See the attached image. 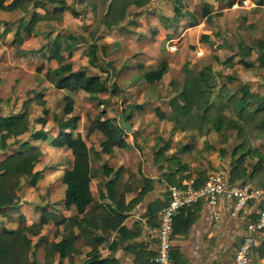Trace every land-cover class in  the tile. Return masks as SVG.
Wrapping results in <instances>:
<instances>
[{
	"label": "rangeland",
	"instance_id": "obj_1",
	"mask_svg": "<svg viewBox=\"0 0 264 264\" xmlns=\"http://www.w3.org/2000/svg\"><path fill=\"white\" fill-rule=\"evenodd\" d=\"M11 1L6 0L5 3ZM181 1L180 12L175 9L176 0H150L143 8L131 5L118 26L100 27L97 31L100 35L93 39L90 37L94 25L90 6L86 0H67L70 8L63 12L62 17L39 20L35 25L37 33L24 36L22 43L14 41L13 35L21 17L28 19L29 12L19 3L9 10L0 8V31L8 28L4 39L0 40V51L2 48L6 51L5 54L0 53V115L22 112L27 107L25 102L30 101L28 129L17 137H8L6 147L0 145V161L13 152L23 150L25 141L42 150L34 166V169L41 170V178L34 186L21 178L17 202L0 215V228H16L24 224V218L29 222H38L45 211L57 212L64 206L61 176L63 170L70 167L72 154L65 146L57 148L51 145L50 140L58 132L55 116L66 118L69 115L63 111L65 94L74 98L72 114L79 117L75 131L82 136L86 133L84 125L102 111L103 116L112 117L116 122H119V111L125 109L131 114L128 121L132 124V131L127 132V138L136 151L118 150L112 161L119 162L132 155L155 154L156 149L169 140L173 151L187 143L188 146L192 144L195 150L207 152L213 165L208 173L221 171L228 175L232 149L240 141L236 129L210 127L200 132L197 128L182 129L178 126L171 134L174 122L160 118L155 107L158 105L166 112L171 111L170 99L182 87L187 68L198 72L210 66L214 72L216 91L222 84H227L230 92L240 96V87L245 85L252 93L264 94V68L258 65L259 41H264V4L257 3V0ZM206 2L210 9L208 16L202 15ZM35 9L45 12L40 6ZM194 18L198 23L187 26ZM49 32H58L62 37L69 32L78 35V44L70 55L64 52V60L71 61L74 68L86 67L90 72L101 73L108 78L110 87L115 82L119 87L116 91L100 94L102 97L110 96L111 103L98 105L82 89H60L43 78L49 66L58 64L55 59L47 60L34 50L48 40ZM202 34L208 35V38H201ZM92 42L96 48L93 61L88 53ZM229 51H233V58L224 61ZM240 57L252 64L243 65L239 62ZM164 59L170 64L168 72L160 80L146 81L143 72ZM255 103L256 100L252 105ZM44 107L47 108L46 113H43ZM224 113L229 114L230 110L226 108ZM39 117L45 119L44 124L38 120ZM42 127L48 130L47 139H33L31 132ZM102 137L96 131L89 136L88 143L99 147ZM253 144L256 151L264 152V135L254 138ZM167 153L171 155L169 150ZM195 154L193 152L192 157ZM165 155L166 151L162 157ZM257 157L255 153L246 155L248 169ZM249 181L264 188V164L257 168ZM55 229L56 225L50 219L27 230L32 243L37 240L33 257L41 264H46L44 242L60 236V232L55 234ZM40 231L44 232L41 239L36 234ZM253 263L261 264L251 258L250 264Z\"/></svg>",
	"mask_w": 264,
	"mask_h": 264
},
{
	"label": "trees",
	"instance_id": "obj_2",
	"mask_svg": "<svg viewBox=\"0 0 264 264\" xmlns=\"http://www.w3.org/2000/svg\"><path fill=\"white\" fill-rule=\"evenodd\" d=\"M6 0H0V8L9 10L18 3L28 13L29 18L21 17L15 27L13 39L18 43H22L24 36L31 33H37L35 25L39 20L62 17L65 10L69 9L67 0H12L5 3ZM175 5L177 12H180L181 0H176ZM150 0H86L90 6L94 25L90 31V37L98 38L100 35L97 31L100 27L111 28L118 26L127 16L128 7L134 5L138 8L146 6ZM234 2V1H231ZM257 3L264 4V0H257ZM32 4V6H30ZM40 6L45 9L41 13L35 9ZM31 10V11H30ZM191 14L190 11H187ZM210 12L209 3H204L202 15L208 16ZM198 20L194 18L187 26L195 25ZM8 28L0 31V40L4 39ZM48 40L34 49L39 51L41 56L47 60L55 59L58 64L49 66L43 75V78L49 81L57 88H66L70 91L79 89L84 90L98 104L106 105L113 100L110 96L102 97L100 94L105 92H114L119 87L113 82L112 86L108 85V78L103 77L101 73L90 72L86 67L74 68L71 61L64 60V52L68 55L72 53V49L78 44L79 37L77 34L69 32L65 36L60 33L47 34ZM201 38L207 39L208 35L202 34ZM258 65L264 68V41H259ZM24 52L27 50L23 49ZM5 48L0 53L5 54ZM91 61L96 55L94 43L90 44L88 50ZM233 51H229L224 61L233 58ZM239 62L245 66L252 63L245 58L240 57ZM169 69V62L162 60L157 66L147 69L143 72V77L148 82H154L162 79L163 75ZM41 66L38 67V71ZM214 72L210 66H205L198 72L192 69H186V76L183 85L170 99L172 109L170 112L164 111L160 106L155 107V112L160 118H166L174 122L171 127V134L175 132L179 126L182 129L197 128L200 132L204 129L207 131L210 127L220 129L223 126L234 128L237 130L239 142L232 149V162L228 171V181L246 182L251 179L257 168L264 164V152L256 151L253 139L264 135V94L258 95L249 91L245 85L240 87L241 95L236 96L230 92L227 84H222L219 89L215 90ZM65 105L64 113L69 114L66 118L56 117V125L58 132L54 135L50 144L57 147H67L71 150L72 165L65 168L61 181L65 183L63 193V205L69 208L75 205L77 212L69 217H61L59 212H44L38 222H33L30 226L21 224L16 228H0V261L2 264H39L33 257L35 243L27 234V230L37 227L43 223H47L53 219L56 225L55 234L60 232L59 226L63 224L65 233L59 239L47 240L44 244V263L46 264H64L63 258L68 257L71 262L74 254L81 252V246L77 242L85 239L90 244L91 250L88 256L81 264H119V262L105 253H101L99 245L105 239L110 230H118L122 233L126 215L123 209L129 207L135 200L141 198L148 190L149 185L143 187L137 197L130 200L128 204H124V195L126 188L122 182L123 167H113L103 158L104 154L113 152L114 147H126L129 145L128 133L116 122L112 117L103 116L104 111L96 115L88 123L84 125L86 133L84 136L79 131H75L79 117L72 114L74 108V98L68 94L63 96ZM41 103L43 100L38 99ZM256 103L252 105V102ZM29 103L25 102L26 109L22 112L11 113L8 115H0V145L6 147L8 145L7 138L10 136L17 137L28 129L29 125ZM228 108L229 114L224 113ZM47 112V108H43V113ZM123 114L127 120L131 118L130 113ZM42 124L45 123L43 117H39ZM100 132L102 139L99 147H95L88 143L89 136L94 132ZM135 132L133 138L135 139ZM48 130L45 128L35 129L31 132L33 139H47ZM24 149L7 155L0 161V215H4L9 207L17 202V189L20 186L21 178L26 179V183L30 186L36 185L41 178V170L34 169L35 164L39 160L42 150L37 145H32L25 141ZM169 140H165L155 151V158L162 157L164 151L169 148ZM256 154L257 160L251 169L247 168L246 155ZM171 154L168 158H174ZM207 160V159H206ZM208 161V160H207ZM205 158H198L197 165L199 167L198 177L194 181V186L203 184L206 180V169L204 168ZM103 176L105 193L99 189L98 197L93 195L90 181L93 177ZM108 177V178H104ZM149 183L150 180L147 179ZM173 185H181V178L172 183ZM168 198L163 203L162 208L169 201L170 189L167 191ZM109 200L104 204L101 198ZM198 200L190 205L179 209L189 210ZM114 203V207H111ZM264 205H261V209ZM179 212H177L178 214ZM174 217V225L175 219ZM257 216L253 215L251 218ZM195 216H189L185 220V228L194 220ZM77 228V232H75ZM100 229L102 235H98L96 230ZM175 232V226L173 233ZM264 233V231H260ZM240 243V242H239ZM174 247H171V255L175 264H177ZM252 252L264 257V236L258 246L252 247ZM251 254V253H250ZM151 264H159L156 260ZM250 264V263H249Z\"/></svg>",
	"mask_w": 264,
	"mask_h": 264
},
{
	"label": "crops",
	"instance_id": "obj_3",
	"mask_svg": "<svg viewBox=\"0 0 264 264\" xmlns=\"http://www.w3.org/2000/svg\"><path fill=\"white\" fill-rule=\"evenodd\" d=\"M128 142L129 147L116 146L113 152L103 155V158L109 165L123 167L121 180L127 189L123 203L128 204L130 200L137 197L139 191L146 185H149V188L141 198L135 200L129 207L123 209L126 217L122 222V225H124L122 233L118 230H110L103 242L99 245V250L101 253L115 258L119 264H151L155 261V255L157 253V227L159 225V216L163 203L168 198V189L173 186V182L180 178L182 183L188 182L193 184L196 181L199 170L197 165L199 157L205 158L204 168H207L206 175L212 170L213 165L207 152L204 153L195 150L192 144L188 146L187 143L179 148H175L174 151L171 150L170 145L167 149L171 152L170 154L175 155L171 159L168 158L170 156L167 155L169 154L167 153L168 150H165V157H159L157 159L153 153H150L147 155L127 156L119 162L112 161L113 155L117 154L118 150L123 152L129 150L136 151V149L131 148L130 143L132 141L128 140ZM193 152H196L194 157L191 155ZM202 154L205 155L203 156ZM147 179L150 180L149 183ZM103 182V176L100 175L93 177L90 181L92 193L96 197H98L99 189L104 193L106 191ZM62 186L63 200L65 183L62 182ZM256 186L260 187L259 185ZM108 200L106 197L100 199L104 204ZM261 205H264V197L259 201L249 202L245 211L241 212L238 216L231 215L227 200H223L215 209L208 206L204 201H201L190 207L189 210L178 211L179 213L176 216L174 225L175 232L172 236V246L175 250L174 255L177 264H234V253L245 232L246 222L248 218L259 213ZM114 206V203H111V207ZM58 211H60L61 217H69L75 214L77 209L75 205H71L69 208L63 206ZM20 213L25 216L23 210H20ZM189 216H195V218L185 228V220ZM23 220L24 224L29 226L34 222L33 220L29 222L27 218ZM8 227L14 228V226ZM59 228L60 238L65 233V230L63 224ZM77 231V228H75V232ZM96 233L102 235L100 229L96 230ZM36 234L39 239L44 236L43 231L37 232ZM263 236L264 233H259L254 246L260 244ZM34 243L36 248L37 240ZM77 244L81 246V252L74 254L71 262L67 256L64 257V264H81L88 256L91 250L90 244L86 243L84 238L79 240ZM251 255L250 260L252 258L264 264V257L252 253V250ZM37 262L41 264L38 260Z\"/></svg>",
	"mask_w": 264,
	"mask_h": 264
},
{
	"label": "built area",
	"instance_id": "obj_4",
	"mask_svg": "<svg viewBox=\"0 0 264 264\" xmlns=\"http://www.w3.org/2000/svg\"><path fill=\"white\" fill-rule=\"evenodd\" d=\"M169 189V201L160 211L157 227L158 248L155 260L159 264H175L171 247L174 217L180 208L202 200L215 209L223 200H227L231 215L238 216L245 211L249 202L259 201L264 197V188L250 181L230 183L227 175L221 171L210 173L203 184L197 187L183 182ZM260 231H264V209H261L255 218H248L245 232L234 253V264L250 263V253ZM0 264H2L1 261Z\"/></svg>",
	"mask_w": 264,
	"mask_h": 264
},
{
	"label": "water",
	"instance_id": "obj_5",
	"mask_svg": "<svg viewBox=\"0 0 264 264\" xmlns=\"http://www.w3.org/2000/svg\"><path fill=\"white\" fill-rule=\"evenodd\" d=\"M119 125L126 131V132H129V131H132V124L130 121H128L123 112L122 111H119Z\"/></svg>",
	"mask_w": 264,
	"mask_h": 264
}]
</instances>
